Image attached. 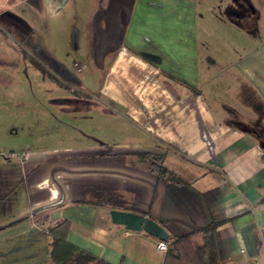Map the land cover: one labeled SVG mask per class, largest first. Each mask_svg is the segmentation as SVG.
I'll return each instance as SVG.
<instances>
[{
	"label": "crops",
	"instance_id": "1",
	"mask_svg": "<svg viewBox=\"0 0 264 264\" xmlns=\"http://www.w3.org/2000/svg\"><path fill=\"white\" fill-rule=\"evenodd\" d=\"M214 5L218 15L197 19L194 8L183 17L175 5L167 14L139 3L128 36L136 46L95 66L93 89L76 72L89 97L33 67L60 89L44 117L57 131L21 137L0 160V230L18 225L14 234L32 238V229L66 220L69 242L111 264H161L157 239L111 223L109 210L149 217L166 242L215 221L220 264H264V6ZM237 8L238 17L223 15ZM50 139L55 146H44ZM146 152L180 183L150 172Z\"/></svg>",
	"mask_w": 264,
	"mask_h": 264
},
{
	"label": "rangeland",
	"instance_id": "2",
	"mask_svg": "<svg viewBox=\"0 0 264 264\" xmlns=\"http://www.w3.org/2000/svg\"><path fill=\"white\" fill-rule=\"evenodd\" d=\"M14 1L0 0V12H4L0 27L9 35L8 39L0 36V75L3 77L0 81V160L15 150L14 142L21 137H36L40 132L52 135L57 131L52 127L48 130L44 117L51 114L52 104L57 103V98L52 97L54 89L56 92L60 89L51 86L49 80L45 83L41 80L42 76L20 56V48L73 87L82 88L75 77L81 71L82 82L93 89L102 77L95 66L107 64L122 46H136V40L128 36L134 35L132 20L141 16L139 3L162 5L167 14L168 8L175 5L176 14L183 17L190 16L192 8L197 19L218 15L214 0ZM257 3L264 6V0ZM120 8L130 9L127 20ZM241 10L227 9L223 15L238 17ZM10 128H15L19 135L13 138ZM26 131L30 133L24 135ZM44 142V146H55L53 139ZM3 184L13 185L10 181ZM24 225L27 226V221ZM16 228L18 225L11 230H0V264H49L48 238L43 229H32L30 238L29 231L14 234ZM27 234L28 238L22 237Z\"/></svg>",
	"mask_w": 264,
	"mask_h": 264
},
{
	"label": "trees",
	"instance_id": "3",
	"mask_svg": "<svg viewBox=\"0 0 264 264\" xmlns=\"http://www.w3.org/2000/svg\"><path fill=\"white\" fill-rule=\"evenodd\" d=\"M12 1V3L15 2L14 0ZM8 4H10V2ZM2 13L4 12H0V18ZM0 36L5 39H8L9 37L7 32L1 27ZM19 54L42 76L47 77L58 87L70 91L74 95L81 94L89 97V94L85 91L73 87L69 83L63 81L26 50L20 48ZM2 78L3 77L0 75V81H2ZM139 157L149 163L150 172L163 182L173 181L180 183L179 179L174 178V176L165 169L162 164V156L146 152L141 153ZM218 225V222L210 221L203 226L196 227L189 233L168 240L161 264H220L216 246V229ZM67 229L68 223L66 220L57 221L44 229L43 232L48 238L47 246L49 264H111L69 242L66 238ZM194 237H199V245L193 243Z\"/></svg>",
	"mask_w": 264,
	"mask_h": 264
},
{
	"label": "water",
	"instance_id": "4",
	"mask_svg": "<svg viewBox=\"0 0 264 264\" xmlns=\"http://www.w3.org/2000/svg\"><path fill=\"white\" fill-rule=\"evenodd\" d=\"M108 216L111 223L121 225L126 230L143 231L156 239L167 240V233L163 227L141 213L111 209Z\"/></svg>",
	"mask_w": 264,
	"mask_h": 264
},
{
	"label": "built area",
	"instance_id": "5",
	"mask_svg": "<svg viewBox=\"0 0 264 264\" xmlns=\"http://www.w3.org/2000/svg\"><path fill=\"white\" fill-rule=\"evenodd\" d=\"M167 247V242L163 240H156V249L160 252H165ZM247 264H257V259H251L250 261L247 262Z\"/></svg>",
	"mask_w": 264,
	"mask_h": 264
},
{
	"label": "flooded vegetation",
	"instance_id": "6",
	"mask_svg": "<svg viewBox=\"0 0 264 264\" xmlns=\"http://www.w3.org/2000/svg\"><path fill=\"white\" fill-rule=\"evenodd\" d=\"M120 10L126 12V9L124 10L123 8H120ZM124 14H125V13H124ZM7 16H8V15H7ZM123 16H125V15H123ZM8 17H10V16H8ZM15 21H16V20H15Z\"/></svg>",
	"mask_w": 264,
	"mask_h": 264
}]
</instances>
